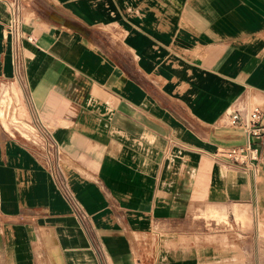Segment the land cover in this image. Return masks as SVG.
<instances>
[{"label":"crops","instance_id":"obj_1","mask_svg":"<svg viewBox=\"0 0 264 264\" xmlns=\"http://www.w3.org/2000/svg\"><path fill=\"white\" fill-rule=\"evenodd\" d=\"M17 1L32 41L17 72L0 0V264H217L203 215L264 241V140L254 176L220 154L246 142L229 111L264 118V0ZM17 84L66 189L16 137L35 127Z\"/></svg>","mask_w":264,"mask_h":264},{"label":"built area","instance_id":"obj_2","mask_svg":"<svg viewBox=\"0 0 264 264\" xmlns=\"http://www.w3.org/2000/svg\"><path fill=\"white\" fill-rule=\"evenodd\" d=\"M9 9V20L7 24L8 32L15 42L16 49L14 54L15 68L17 72L21 71L22 58L18 49V45L23 38L32 41L31 36H24L22 25L21 6L17 0H3ZM34 118L32 124L41 136V144L43 146L42 153L37 154L41 160L51 168L57 182L63 189H66L65 179L59 166L52 163V159L57 151L55 142L50 138L49 132L43 126L38 112L34 106H31ZM227 121L230 125L238 126L243 129L246 142L242 145L230 146L220 150V154L224 156L230 163L235 164L254 176L257 172V163L261 159L258 142L264 140V118L262 111L258 106H250L247 108H234L227 113ZM75 210L83 218L82 210L76 206Z\"/></svg>","mask_w":264,"mask_h":264},{"label":"rangeland","instance_id":"obj_3","mask_svg":"<svg viewBox=\"0 0 264 264\" xmlns=\"http://www.w3.org/2000/svg\"><path fill=\"white\" fill-rule=\"evenodd\" d=\"M20 88L22 94V101L24 102L26 108V119L29 123L32 124V118H34L30 105L27 103L24 90L20 84H17ZM10 104V99L7 97L1 104L7 107L6 104ZM10 110L9 114L6 115L5 108L0 109V119L3 125L7 128V123H14L15 117L14 113ZM0 122V126L2 127ZM24 127V126H23ZM29 129L27 126H25ZM17 129V128H16ZM32 128L28 130L19 128L17 132H15L16 137L26 141L32 149L37 153H42L43 146L41 144V136L38 132V136H32L30 140L25 139L29 137ZM24 136L25 138L21 137ZM205 221V226H203V232H207L212 235H206L207 237H203V243H207V245L211 244L218 248L219 253L217 255H222L223 258H215L217 260V264H225L226 261V253L229 256L230 252H232L230 263L228 264H264V241H258L256 235V228H245V221L239 218L237 215L234 217V224L230 222L229 217L227 215H223L221 217H208L202 216ZM214 222H217L218 226H214ZM262 228H259L260 233L264 234ZM245 230L246 232H243ZM246 233V234H245ZM255 234V235H254ZM249 235V236H247ZM264 236V235H262ZM247 237L248 242H247ZM261 238V237H260ZM264 239V238H262ZM260 239V240H262ZM227 250V251H226ZM217 256V257H218ZM228 261V262H229ZM221 262V263H220Z\"/></svg>","mask_w":264,"mask_h":264},{"label":"bare ground","instance_id":"obj_4","mask_svg":"<svg viewBox=\"0 0 264 264\" xmlns=\"http://www.w3.org/2000/svg\"><path fill=\"white\" fill-rule=\"evenodd\" d=\"M4 108H5V111H6V115H8L9 112H10V107L7 106V107H4ZM31 128H32V131L28 132V133H30L29 137H27V138H25L24 136H21V137L30 140L32 138V136H36V135L38 136V132H37L36 128L35 127H31ZM29 129H27V130L29 131ZM15 131H17V130H15Z\"/></svg>","mask_w":264,"mask_h":264}]
</instances>
